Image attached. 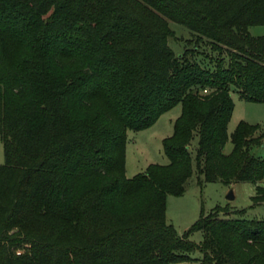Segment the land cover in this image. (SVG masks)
Masks as SVG:
<instances>
[{"label": "trees", "instance_id": "16d2710c", "mask_svg": "<svg viewBox=\"0 0 264 264\" xmlns=\"http://www.w3.org/2000/svg\"><path fill=\"white\" fill-rule=\"evenodd\" d=\"M170 22L191 32L180 55ZM252 26L264 0H0V264H264V220L217 208L180 236L166 217L195 136L205 181L251 182L264 205V158L251 155L264 132L242 121L229 134L233 92L264 104ZM179 104L169 163L127 178L128 131Z\"/></svg>", "mask_w": 264, "mask_h": 264}, {"label": "rangeland", "instance_id": "374dc122", "mask_svg": "<svg viewBox=\"0 0 264 264\" xmlns=\"http://www.w3.org/2000/svg\"><path fill=\"white\" fill-rule=\"evenodd\" d=\"M171 29L176 33V38L169 39V46L177 55L182 54L188 41L191 39V32L185 26L170 22ZM251 36L264 35V26H252L249 29ZM213 57L217 55L211 52L210 48L201 49ZM226 58V54L223 56ZM235 102L234 112L229 123V134L232 135L240 122L244 121L251 125H258L260 131L264 132V104L250 103L240 99L236 92H233ZM182 113V105L179 104L169 112L165 113L157 123L144 131H128V142L126 152V176L131 179L139 174H144L148 167L153 164L166 165L169 163L163 150V140L171 137L174 133L175 121ZM199 138L195 136L192 143L194 160V173L186 185V192L183 196H169L167 201V222L172 224L180 236H183L200 218L202 214L209 215L217 208L228 210V214L220 212V218L235 219L241 217L247 220H264V205H253L251 197L255 194V186L251 182H235L225 185L221 181L206 182L203 175H200L197 167V147ZM261 146L251 147V155L264 158V138ZM234 146L229 140L224 148V153L229 155ZM5 164L4 147L0 133V165ZM264 185V180L259 183ZM233 195V199L229 196ZM243 211L242 215L237 214ZM204 235L200 231L189 235V240L201 244ZM194 259H200L202 254L195 253ZM192 264H198L194 262Z\"/></svg>", "mask_w": 264, "mask_h": 264}, {"label": "water", "instance_id": "95a60500", "mask_svg": "<svg viewBox=\"0 0 264 264\" xmlns=\"http://www.w3.org/2000/svg\"><path fill=\"white\" fill-rule=\"evenodd\" d=\"M233 198H234V196H233V195H230V196H229V199H233Z\"/></svg>", "mask_w": 264, "mask_h": 264}]
</instances>
